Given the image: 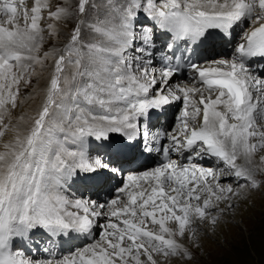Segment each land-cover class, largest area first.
Listing matches in <instances>:
<instances>
[{
	"label": "snow or ice",
	"instance_id": "6c2138e0",
	"mask_svg": "<svg viewBox=\"0 0 264 264\" xmlns=\"http://www.w3.org/2000/svg\"><path fill=\"white\" fill-rule=\"evenodd\" d=\"M69 23L62 46L44 51ZM218 42L229 57L194 59ZM257 59L264 0H0V264L190 258L181 241L264 184ZM27 88L26 99L43 93L31 112ZM173 104L174 124L154 125ZM146 153L159 162L135 166ZM37 233L92 242L33 259L20 245Z\"/></svg>",
	"mask_w": 264,
	"mask_h": 264
},
{
	"label": "rangeland",
	"instance_id": "374dc122",
	"mask_svg": "<svg viewBox=\"0 0 264 264\" xmlns=\"http://www.w3.org/2000/svg\"><path fill=\"white\" fill-rule=\"evenodd\" d=\"M26 1L30 5L34 2ZM54 2L59 3L60 0H51L52 4ZM60 27L58 39L46 38L44 51L62 46L71 24ZM40 83L43 84L42 81ZM33 85L36 86L35 80ZM30 90L32 88L23 89L21 99ZM40 94L43 95L42 92ZM232 204L231 208L227 207V202L220 205L225 211L214 227L208 224L200 226L197 241H190L187 236L181 241L189 249L190 258L171 257L165 260L158 257L161 264H264V184L245 196L234 198Z\"/></svg>",
	"mask_w": 264,
	"mask_h": 264
},
{
	"label": "bare ground",
	"instance_id": "6f19581e",
	"mask_svg": "<svg viewBox=\"0 0 264 264\" xmlns=\"http://www.w3.org/2000/svg\"><path fill=\"white\" fill-rule=\"evenodd\" d=\"M57 2V1H56ZM56 2H54L53 4H55ZM238 35H241V33H238ZM227 49H229V47H227ZM229 57V56H228ZM219 58H227V57H219ZM219 58H214L213 60H215V59H219ZM45 75H46V73H45ZM40 81H42L43 82V84L45 85V80L42 78ZM36 82V81H35ZM43 84H41L40 82H39V85H38V88L40 89V88H44V86H43ZM32 93V90H30V92L28 93V95L27 96H25L24 98H23V100H25V103H24V105H23V110L24 111H29V112H31V111H33L35 108H36V106L40 103V98L42 97V96H39L38 98H37V96H35V95H33V98H31V99H26L27 97H29V95ZM41 95V94H40ZM20 112H21V109L20 108H18L17 110H16V112L14 113V115H19L20 114ZM207 166H209V165H207ZM222 184H231V183H229V182H221ZM97 238V237H96ZM90 242H92V241H90ZM90 242H88V243H90ZM88 243H86V244H84L83 246H81V247H84V246H86ZM81 247H79V248H81Z\"/></svg>",
	"mask_w": 264,
	"mask_h": 264
}]
</instances>
